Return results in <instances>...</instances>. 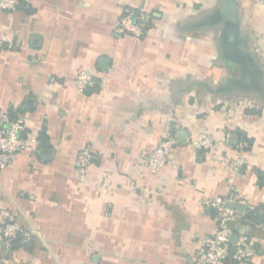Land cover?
<instances>
[{
	"label": "crops",
	"instance_id": "1",
	"mask_svg": "<svg viewBox=\"0 0 264 264\" xmlns=\"http://www.w3.org/2000/svg\"><path fill=\"white\" fill-rule=\"evenodd\" d=\"M127 6L151 13L146 38L113 32ZM0 41V112L22 116L28 142L0 170V228L12 210L21 229L6 264H196L215 228L201 200L264 214V0H30L0 10ZM80 70L97 83L83 94ZM204 131L245 165L225 171L190 147ZM168 138L152 174L143 158ZM85 146L95 158L79 181ZM230 227L254 252L241 264H264V228L243 216Z\"/></svg>",
	"mask_w": 264,
	"mask_h": 264
},
{
	"label": "built area",
	"instance_id": "2",
	"mask_svg": "<svg viewBox=\"0 0 264 264\" xmlns=\"http://www.w3.org/2000/svg\"><path fill=\"white\" fill-rule=\"evenodd\" d=\"M28 5L30 0H0V10L16 11L21 4ZM153 31L152 15L148 11L127 6L122 9L113 25V32L117 35H127L136 39H143ZM3 43L0 41V51ZM97 85L94 76L85 70L77 72L74 86L78 93H86ZM25 124L20 115L11 116L9 111L0 112V170L11 164L17 156L28 147L27 140L22 136ZM38 144L39 135L32 138ZM175 144L173 139L161 141L156 148L145 155L144 164L152 174L158 173L167 164L170 152ZM188 144L195 151L206 152L213 159V163L220 169L230 172L239 171L246 163L244 156L231 153L226 138H218L210 131L190 136ZM94 154L88 146L83 147L74 161V169L79 181H86L88 167L94 160ZM228 201L223 198L203 199L201 206L212 209L215 214V228L211 235L203 237L195 251L196 264H227L228 262L241 264L254 255L250 239L246 234L236 236L231 241V223L243 216V213L227 207ZM2 225L0 228V264H6V252L12 248L21 229L14 211L2 210ZM264 248V244L262 245Z\"/></svg>",
	"mask_w": 264,
	"mask_h": 264
},
{
	"label": "water",
	"instance_id": "3",
	"mask_svg": "<svg viewBox=\"0 0 264 264\" xmlns=\"http://www.w3.org/2000/svg\"><path fill=\"white\" fill-rule=\"evenodd\" d=\"M229 18L232 20V22L228 23V26L226 27L224 31V49L226 53L232 52L234 49V46L232 45V42L230 39V34L233 28L235 27L233 23V20H234L233 13L230 14ZM230 141L235 143L237 141V137L232 136ZM42 153L47 154V151H43ZM199 153H202V151H199ZM226 204H227V207L240 211V212H244L247 209L246 204L236 202V201H228ZM235 239H236V236L233 235L231 237V241L233 242Z\"/></svg>",
	"mask_w": 264,
	"mask_h": 264
},
{
	"label": "trees",
	"instance_id": "4",
	"mask_svg": "<svg viewBox=\"0 0 264 264\" xmlns=\"http://www.w3.org/2000/svg\"><path fill=\"white\" fill-rule=\"evenodd\" d=\"M231 1L233 3V0ZM25 7H27V5H24L23 3L20 5V8H25ZM10 115L13 117L16 114L10 112ZM247 142L249 141H246L245 143ZM256 174H257V183L259 186H262L264 184V173L259 170H256ZM243 217L251 221L252 223L256 225H260L264 228V214L260 213L256 208L248 207L246 211L243 212Z\"/></svg>",
	"mask_w": 264,
	"mask_h": 264
}]
</instances>
